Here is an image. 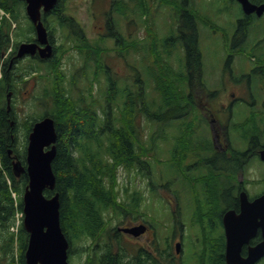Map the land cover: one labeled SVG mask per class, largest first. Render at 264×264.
<instances>
[{"label":"trees","instance_id":"obj_1","mask_svg":"<svg viewBox=\"0 0 264 264\" xmlns=\"http://www.w3.org/2000/svg\"><path fill=\"white\" fill-rule=\"evenodd\" d=\"M14 1L0 0V9L10 15L9 18L0 16V259L5 258V264H25L29 239L23 223L17 231L11 229L15 225L16 214L23 211L22 194L29 184V178L27 173L15 176L9 151L26 165L28 136L33 122L50 116L56 121L59 135L52 166L57 179L55 191L60 194L61 225L70 243V257L77 254V248L83 247L85 250L82 251L86 252L84 264H154L140 260L134 244L124 242L119 234L117 238H112V215L120 219L122 216L141 214L144 219L156 220L155 216L147 213L149 199L144 198L145 192L132 187L129 182L122 183L120 173L135 172L147 179L150 188L146 194L155 193L159 187L148 165L155 151L158 130L152 131L150 140L146 139L141 119L162 125L184 119L175 137V155L184 151L182 147L186 141L190 140L195 145L200 118L196 111L198 108L193 101H189L190 92L187 89L191 87V92H196V88L199 91L204 89L201 85L204 81V56L200 27L202 23L216 25L198 12L189 10V7L183 11L176 9L179 14L176 16L178 33L174 45L167 46L168 40L163 41L161 47L164 51L156 54L155 49H159L160 43L150 28L148 37L141 39L150 37L152 40L149 44L142 43L140 46L138 40H132L130 44L119 43L121 51L133 49L126 53L125 58L131 53L140 52V47L153 51L151 57L147 54V62L154 88L160 96L158 104L157 100L150 98L152 91L148 90V85L139 83L137 73L133 75L135 77L123 79L107 62L108 53L104 52L99 42L80 35L75 47L65 42L51 59H31L27 65L10 69L9 57L2 59V51L7 53L12 46V21L18 22L22 17L10 6L11 2L16 4ZM115 3L116 11L123 9V13L128 8L135 16V12L144 14L150 7H166L167 2L116 0ZM243 26L240 22L237 35L242 36L241 43L246 53L245 46L251 29L249 26L243 29ZM113 36L118 42L123 39L118 31ZM70 41L75 42L76 39ZM179 44L185 50L186 70L181 72L169 62ZM73 48L78 49L82 64L80 67L74 65V69L67 72L63 61L67 51ZM157 64L161 66L157 67ZM19 73H23V76ZM29 76L35 83L38 79L43 83L41 92L33 96L36 100L40 97L33 107L37 110L40 106V109L22 124L15 101ZM10 91L14 92V99L9 111L7 97ZM241 127L250 132L259 133L262 130L256 122L251 126L246 122ZM207 182V198L218 200L221 195L215 182ZM12 192L17 194V201ZM45 194L51 197L55 192L47 190ZM143 207L147 209L142 211ZM115 243L119 247L114 250ZM213 249H216L215 244L204 246L198 264H209L210 261L219 264V251L214 252ZM205 251L210 254L202 257Z\"/></svg>","mask_w":264,"mask_h":264},{"label":"flooded vegetation","instance_id":"obj_2","mask_svg":"<svg viewBox=\"0 0 264 264\" xmlns=\"http://www.w3.org/2000/svg\"><path fill=\"white\" fill-rule=\"evenodd\" d=\"M249 1L255 5L264 4V0ZM14 2L16 4L11 2L10 6L22 17L20 20L18 19V22L15 21L12 27L13 48L8 56L10 69L27 65L31 59L45 60L40 57L39 51L35 55L27 54L18 57L19 47L22 43H37L41 48H44L45 45L38 39L37 27L28 14L27 0ZM115 2L116 0H87V2L84 0H57L51 10L46 11L42 7L41 21L47 29L48 41L53 48L52 56L46 59L57 55L59 48L65 42L68 46L75 47L80 37L90 39L89 37L93 35L96 37L93 40L95 42L97 39L104 41V39L113 36L117 31L116 20L126 17L121 10H115ZM166 2V7L162 8L168 9L173 16L179 15L176 9L183 11L189 7L187 0H166ZM71 3L74 5L73 12H69ZM230 3L231 7L227 5L224 8L232 9V6H236L237 13L234 18L237 28L241 22L244 25L243 29L248 26L251 29L264 20V13L261 16H258L257 12L247 14L238 1L231 0ZM180 5L182 6L180 7ZM82 9L88 13L89 17L92 14V23L91 20L88 23H83L77 16L75 11L79 12ZM202 26L210 28L212 32L219 31L217 26L214 27L212 24L202 23ZM89 27L92 32H89ZM175 38V34L174 37L167 36V46L174 45ZM241 38L242 36L237 35V29L229 38L225 36V39L228 40L227 47L231 50L226 55V67L229 68L230 73L232 65L243 58L246 63L245 73L235 75L231 72L232 74L230 73L228 76L230 79L227 82L228 87L224 86V82L220 80L215 88H211L208 83L203 81L201 85L204 89L191 92L190 87L188 94L189 101H193L195 107L198 108L196 111L200 118V131L194 141L195 145L190 140L183 143L184 151L179 153L176 160L179 162L178 169L191 192L194 210L187 218L183 216L180 218V215L184 214L180 203L169 200L172 207V221L167 225L164 236L160 235L159 228L151 225L149 220L144 219L141 214L138 217L141 221L132 222L126 226L133 228V226L138 227L136 225L146 224V232L139 237L138 235L134 237L124 234L120 231L121 228L118 231L117 227L111 232L112 238H117V234H119V237L122 236L124 240L134 244L142 261L145 259L154 264H198L200 251L203 247L215 244L216 249L213 250L214 252L219 251L221 258L219 264H228V235L225 218L230 212L234 214L231 228L234 229L238 239L234 251L235 264H243L256 248L264 244V208H261L258 203L251 205L264 196V160L261 157L264 150V141L261 140L264 138V129L262 128L259 133L250 132L241 127V124L247 122L246 120L233 122L236 107L241 108L248 98L254 99L251 81L253 75L258 72L264 81V54L258 55L249 44L245 46L247 49L245 53ZM71 39H76V41H70ZM256 43V48L263 47L264 38L259 39ZM70 50L78 52L77 48ZM249 53L252 54L249 55ZM249 65L251 69L248 73ZM21 75L23 76V73ZM17 76L20 77V75ZM222 80L224 81L223 78ZM11 93L9 94L11 96L8 95L10 100L14 97V92L11 91ZM251 107L253 108L252 116L264 121V104L254 101ZM206 131L207 133H205ZM232 132L238 133L241 138L238 143L239 147L234 146L231 141ZM243 142L245 143L243 144ZM207 180H213L219 189L221 197L218 200L212 201L209 197L207 198L209 194L206 188ZM175 181V179L172 180V185H175ZM174 203H176L175 207ZM133 219L137 220V218ZM126 227L122 230L125 231ZM146 235L149 236L148 243L143 242ZM188 244L193 247L191 254L194 252V256L190 259H186ZM113 249L115 250L114 245ZM209 254L210 252L205 251L202 257H207ZM128 257L131 256L128 255ZM209 264H212V261ZM253 264H264V251Z\"/></svg>","mask_w":264,"mask_h":264},{"label":"rangeland","instance_id":"obj_3","mask_svg":"<svg viewBox=\"0 0 264 264\" xmlns=\"http://www.w3.org/2000/svg\"><path fill=\"white\" fill-rule=\"evenodd\" d=\"M84 1L87 2V0ZM230 2L231 0H187V3L190 7L189 10L197 11L200 16L205 17L206 19L208 18V20L216 25L219 30L218 32H215L216 30L212 32V30L206 26L201 27V49L204 56V82L208 83L211 88H215L216 86H218L217 82L219 83V80L224 82V86L228 87L227 82L230 81L228 76L231 72L235 75H241L246 71V63L244 62L243 58L232 65L230 73L229 68L226 67V55L231 50L227 47L228 44L226 43L228 40L225 39V36L229 38L237 29V22L234 18L237 13L236 6H232V9L224 8V6L227 5H229L228 7H231ZM181 6L182 5H180V7ZM73 8L74 5L73 3H71L69 5V12H73ZM84 11L85 10L82 9L81 11H79L82 13H79L77 11L75 12L83 23H88L92 18V14L91 17H89L88 13ZM123 14L129 17V19L127 20H134V22L132 23H128V21L125 19L126 17L124 19L118 18L116 20V30L122 33L123 39L119 42L114 36L108 37L104 39V41L97 39L98 41H100L99 45L102 47L104 52L108 53L107 62L110 66H112L115 72H118V74L120 73L121 75H119L123 79H127L128 76L135 77L133 75H136L137 73L136 76H138L139 83L143 82L144 84H147L148 90L152 91L150 98L157 100L159 102L158 104H160V96L154 88L153 78L147 62V54H150L153 51L149 48L145 49L140 47V52L131 53L125 58L126 53L129 51H133V49H129V51L124 52L118 48V45L122 42L130 44L132 40H138L140 46L142 45V43L143 45L149 44L152 40L150 37L146 40L141 39L148 37L149 32L147 31L148 28H150V32L154 34L155 38L157 37V40L160 43L159 49H155L156 54L164 51L161 46H163L162 43L166 39V37H174V34L177 35L178 33V20L176 17L177 14H175L174 12L175 15L173 16L168 9H158L157 7H150L144 14H141L139 11L135 12V16L131 14V10L125 8ZM88 30L89 32H92L90 27L88 28ZM93 33L95 34V32ZM89 38H92V41L96 39V37L93 35H91V37ZM261 38H264V20L260 21L251 29L248 39L249 46H251V48L254 49V52L258 55L264 54V45L263 47L256 48V41ZM175 50L177 51L176 53L172 54L169 62L177 71H185V50H183V48H180V44L179 48L175 47ZM120 51L122 52V56L123 58H125V61L120 58ZM81 64L82 58H80L78 52L69 51L66 53L63 61V66L67 72H71V70L74 69V65H78V67H80ZM156 66L160 67L161 64H157ZM250 69L251 68L249 65L248 73L250 72ZM222 78L224 79V81L222 80ZM25 80L27 81V83L25 86H23L18 94V99L16 98L15 101L18 105V117L21 123L24 122L25 119H30L31 117L29 116H34L36 111L39 112L40 106L37 110L33 107L34 103H37L40 97L36 100L33 96H37V94L41 92V88L43 85L40 79H38L36 81L37 83H35V81H32V78L30 76ZM251 81L252 91L254 92V99L248 98L246 103L244 105H241V108L236 107L233 122H243L244 120H246L248 123H250V126L253 125L254 122H256L260 125L261 128L264 129V121L261 118L256 119L252 116L253 108L251 107L254 101H260L262 104H264V81L260 77V74L258 72L253 75ZM196 86L197 84H195V87ZM187 90L188 92H190L189 89ZM195 91H199V89L196 88ZM184 122V119L174 120L166 125H162L156 121L150 123L145 119H141L142 127L144 129L143 135L146 139L150 140L151 136L153 135L152 131L158 130L156 134L157 138L155 151L151 156V160L154 162L151 161L152 165H148L150 170H153V178L157 180L154 181L158 184H161V182L163 181H166L168 183L173 179L176 180L175 185H169V189H173L177 202L180 203L181 207L183 208L184 214L180 215V218H182V216L184 218H187L188 215L191 214V212L194 210L192 195L190 194L191 192L188 190V187L184 181V177L178 169L179 162L176 159H174V161L172 160L175 157V137L177 134H179L181 127L180 125ZM232 128L233 125L231 129ZM205 133H207V131ZM240 140L241 138L239 134L232 132L231 141L233 142L234 146L239 147L238 143L240 142ZM261 140L264 141V138H262ZM244 143L245 142H243V144ZM120 180L122 183L129 182L132 187H136L137 189L140 188L145 192L144 198L146 196L149 199L147 203L148 209L146 207H143L142 211H144V209L146 208L149 215L155 216L156 220H152L151 218H149V223L155 228H159L160 235L164 234L166 232L164 226L172 221L171 211L167 203L165 202V200L174 201L172 192H168V190L162 189V198L156 192H150L149 194H146L149 192L148 188H150L147 184V179H144L142 176L136 174L135 172L127 173L123 171L122 173H120ZM142 206H144V204H142ZM175 206L176 203H174V207ZM129 217L130 218L122 216L120 219H118L115 215H112V221L110 222V225L113 228L121 226L126 227L132 222L138 223V221H141L140 218H137L140 217V214H131L129 215ZM132 217L137 218V220L133 219ZM148 238L149 236L146 235L143 238V242L145 241L146 243H148ZM192 249L193 247L191 246V244H188L186 259H190V257L194 256V252L191 254ZM82 250L85 249L83 247H81V249L77 248V254H75L72 258L73 263L71 262V264H84L86 252ZM81 253L83 256L81 255ZM5 263V258H1L0 264Z\"/></svg>","mask_w":264,"mask_h":264},{"label":"water","instance_id":"obj_4","mask_svg":"<svg viewBox=\"0 0 264 264\" xmlns=\"http://www.w3.org/2000/svg\"><path fill=\"white\" fill-rule=\"evenodd\" d=\"M237 1L241 3L247 14L257 12L261 16L264 13V4L255 5L249 0ZM27 2L28 14L37 27L39 41L45 47L41 48L37 43H23L19 48L18 57L27 54L35 55L39 51L42 58H49L53 54V48L48 41L47 29L41 21V8L44 7L46 11L51 10L57 0H27ZM57 139L55 120L46 117L35 123L29 135L27 167L17 156H13L15 175L19 177L26 172L29 178V184L23 194L24 227L29 233V243L25 253L26 264H70V244L62 229L60 218V194L56 193L49 198L45 196L46 190L55 191L56 188L57 179L52 165L57 154ZM9 154L12 155V151H9ZM261 157L264 160V150ZM257 203L264 208V196L251 205ZM233 215L230 212L225 218L228 235V264H235L234 251L238 240L234 229L231 228ZM145 230L146 228L141 226L126 229L125 232L139 235ZM263 251L264 244L256 248L243 264H253Z\"/></svg>","mask_w":264,"mask_h":264},{"label":"bare ground","instance_id":"obj_5","mask_svg":"<svg viewBox=\"0 0 264 264\" xmlns=\"http://www.w3.org/2000/svg\"><path fill=\"white\" fill-rule=\"evenodd\" d=\"M2 24V23H1ZM14 152V151H13ZM15 155V154H14ZM19 156V155H18ZM20 158V157H19ZM56 192V191H55Z\"/></svg>","mask_w":264,"mask_h":264}]
</instances>
